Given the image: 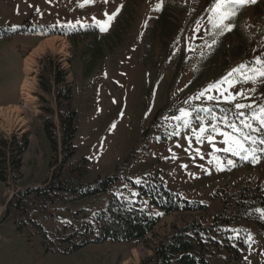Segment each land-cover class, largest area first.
Listing matches in <instances>:
<instances>
[{
  "label": "rangeland",
  "instance_id": "1",
  "mask_svg": "<svg viewBox=\"0 0 264 264\" xmlns=\"http://www.w3.org/2000/svg\"><path fill=\"white\" fill-rule=\"evenodd\" d=\"M81 3L83 0H0V107L9 110L0 112V138L14 136L11 155L18 159L17 165L8 167L7 181L0 180V264H140L151 252V236L146 244L89 242L62 254L57 251L56 232L91 219L93 212L106 208L112 193L124 196L144 175H156L169 192L202 205L163 216L154 235L168 233L173 224L209 226L220 214L224 218L221 223L226 225L229 220L228 228L246 243V253L236 264H264V239L246 218L233 217L238 215L241 188L264 187V158L252 163L217 151L214 155L220 160L209 163L213 147L206 139L197 143L191 129L184 128L179 129V135H169L178 122L163 118L179 115L181 107H208L218 116L223 108L228 110L229 119L235 109L222 98L190 99L210 83L195 82L192 63L180 66L174 58L180 41L167 53L147 49L148 17L161 0H94L83 7ZM105 13L116 15L106 24L107 30L101 31L96 21H105ZM207 19L202 16L190 27L185 39L188 50H195L202 42ZM53 31L65 33L69 40L59 34L45 37ZM53 36L65 38L67 46L62 51L45 48L34 56L29 73L33 83L25 97V60ZM58 71L63 79L56 83ZM58 87L70 90L76 130L75 152L67 163L80 166L78 184L115 173L121 179L110 192L79 203L61 200L39 208L26 200L21 211L8 205L11 197L20 190L47 185L58 167L66 163H62L59 148L53 154L43 126L44 119H50L60 137ZM224 88L228 85H222L221 91ZM250 89L252 86L244 83L228 91L245 93L244 99L237 97L241 103L260 105ZM207 95L219 96V92L212 90ZM193 124L199 128L195 120ZM222 139L215 137L217 149L224 147ZM228 160L235 166L228 165ZM218 163L222 170H217ZM213 260L212 264H218Z\"/></svg>",
  "mask_w": 264,
  "mask_h": 264
},
{
  "label": "trees",
  "instance_id": "2",
  "mask_svg": "<svg viewBox=\"0 0 264 264\" xmlns=\"http://www.w3.org/2000/svg\"><path fill=\"white\" fill-rule=\"evenodd\" d=\"M213 2L214 0H161L159 8L151 9L152 16L148 17L151 24L146 36L147 49L151 52L158 48V52L167 53L180 41L181 45L173 56L180 66L192 63L193 80L197 83L216 82L240 63L256 67L255 58L258 55L264 58V0H256L254 4L243 6L234 17L223 21L221 27L230 24L231 31L224 30L219 34L220 29L213 28L208 22L207 33L198 47L193 51L186 48L185 39L190 27L200 17H209L208 9ZM55 34L68 38L65 33L58 31L49 32L45 37ZM62 76V72L55 73L56 83L61 82ZM236 78L242 79L239 76ZM247 83L256 89L252 92L255 100L264 104V83L259 80L255 84ZM69 99L68 87L56 89L60 137L50 119L43 121L53 154L59 148L62 163H66L58 167L47 185L16 192L8 205L23 211L26 200L39 208L46 203L61 200L64 203H79L83 199L110 192L121 179L115 173L92 183L78 184L80 166L74 167L67 163L75 152L73 138L76 130L75 115ZM13 144L14 136L9 139L0 138V180L3 182L7 181L8 167L18 164V159L15 160L11 155ZM24 144L23 140L19 153ZM131 187L132 190H128L124 196L112 193L106 208L93 212L91 219L80 221L76 226L69 224L71 229L57 231V251L69 254L89 242L123 241L146 244L151 236L153 239L148 247L151 252L141 259L140 264H212L213 259L218 264H236L246 253V243L240 235H234V231L228 228L229 220H226V225L221 223L224 218H220V214L215 216V222L209 226L195 222L173 224L168 233L154 235L163 216L177 211L196 210L202 208V205L169 192L156 175H144L138 183L133 182ZM237 207L238 215L233 217L246 218L264 239V217L255 211L258 208L264 209V187L241 188ZM153 208L159 211L154 213Z\"/></svg>",
  "mask_w": 264,
  "mask_h": 264
},
{
  "label": "snow or ice",
  "instance_id": "3",
  "mask_svg": "<svg viewBox=\"0 0 264 264\" xmlns=\"http://www.w3.org/2000/svg\"><path fill=\"white\" fill-rule=\"evenodd\" d=\"M94 2V0H83L79 6L83 7L85 4ZM256 0H214L210 5L208 11L210 13L208 22L212 24L213 28L220 29L222 34L224 30L231 31L232 25H221L223 21L230 20L234 17L237 11L247 4H254ZM159 7V6H157ZM119 9H117V12ZM107 19L105 21H96V24L100 26L101 31H106V24L116 15L104 14ZM95 20V18H93ZM15 27V26H13ZM198 30V28L196 29ZM191 51V49H189ZM256 67H248L244 63H240L237 67L232 68L226 75L222 76L218 81L210 83L207 88L200 91L194 97L190 99L200 100L201 97H205L208 101H219L221 98L224 102L234 107L235 111L232 112V119L228 117V110L221 109L222 115H217L212 109L208 107H181L178 109L179 115H172L171 117L165 116L164 120H174L178 123L174 126V129L169 135H179V129H191L192 135L195 137L197 143H203L206 139L209 144H212L213 160L219 161L220 158L214 155L217 151L224 153H231L233 156L239 157L241 160L250 161L252 163H258L264 158V104L254 106L252 103H241L237 100V97L241 99L245 98V93L240 91L229 92L228 88L234 87L235 84L252 82L255 84L258 80L264 83V58L257 56L255 58ZM247 69V71H246ZM236 76L242 79H237ZM227 84L228 88H224L221 91V86ZM212 90L219 92V96L207 95ZM250 91L255 92L256 89L252 88ZM224 93H227L225 95ZM188 104V101H185ZM205 113L206 115H200ZM193 120L199 123V128H196L193 124ZM223 124V128L220 125ZM115 125H113L114 127ZM230 129V131L225 130ZM221 136L223 139L220 141L224 145L223 148L217 149L213 141L216 136ZM189 139V137H184ZM179 146V145H177ZM191 146V144L189 145ZM187 151V149H185ZM199 154V152H197ZM204 157L201 156V159ZM228 165L235 166L234 161L228 160ZM187 167V165H182ZM217 170H222L219 163L217 164ZM138 182V181H137ZM135 195V193H133ZM256 212L260 213L264 217V209H256ZM251 240V235L248 236Z\"/></svg>",
  "mask_w": 264,
  "mask_h": 264
},
{
  "label": "bare ground",
  "instance_id": "4",
  "mask_svg": "<svg viewBox=\"0 0 264 264\" xmlns=\"http://www.w3.org/2000/svg\"><path fill=\"white\" fill-rule=\"evenodd\" d=\"M58 41L61 43H58ZM66 40L65 38L53 36L46 38L44 41H42L37 48H35L26 58L25 60V70H26V75L22 84V93L25 95V97L29 96V88L33 83V78L29 77V73L31 71V64L34 62V56L45 50V48H50V49H55L58 48L59 51H62L66 47ZM16 110V109H15ZM7 112L9 110L0 107V112ZM18 112V111H17Z\"/></svg>",
  "mask_w": 264,
  "mask_h": 264
},
{
  "label": "crops",
  "instance_id": "5",
  "mask_svg": "<svg viewBox=\"0 0 264 264\" xmlns=\"http://www.w3.org/2000/svg\"><path fill=\"white\" fill-rule=\"evenodd\" d=\"M44 38V37H43ZM43 38H41L40 40H42ZM40 40H38L37 42H39ZM33 47H35V46H33Z\"/></svg>",
  "mask_w": 264,
  "mask_h": 264
}]
</instances>
